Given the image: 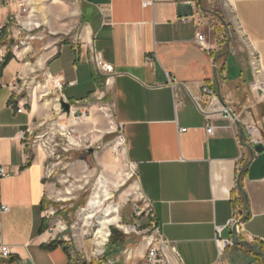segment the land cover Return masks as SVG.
Masks as SVG:
<instances>
[{
  "label": "crops",
  "instance_id": "crops-1",
  "mask_svg": "<svg viewBox=\"0 0 264 264\" xmlns=\"http://www.w3.org/2000/svg\"><path fill=\"white\" fill-rule=\"evenodd\" d=\"M62 2L0 0V47L27 40L23 60L9 54L0 70V169L10 174L0 180V206L9 207L0 213V242L12 252L0 264H132L130 248L95 261L86 242L71 239L70 214L61 218L49 203L57 184L28 144L41 108L93 97L111 106L139 196L182 264H264V151L257 152L264 103L250 86L264 82V0H228L219 10L213 0H70L72 9L62 11L76 20L67 38L54 31L47 11ZM31 20L39 27L27 26ZM205 87L238 121L207 115ZM104 118L112 123L108 111ZM247 124L262 132L263 145L249 144ZM236 216L241 234L229 227ZM150 221L144 215L134 225L143 231Z\"/></svg>",
  "mask_w": 264,
  "mask_h": 264
},
{
  "label": "rangeland",
  "instance_id": "rangeland-1",
  "mask_svg": "<svg viewBox=\"0 0 264 264\" xmlns=\"http://www.w3.org/2000/svg\"><path fill=\"white\" fill-rule=\"evenodd\" d=\"M213 2L217 10L220 9L219 6H224L223 0ZM66 6L72 9L70 0L51 5L47 10L52 19V28L59 36L65 38L72 34L70 28L76 20V15L72 16L62 11ZM205 20V24L211 25L210 18L207 17ZM71 107L76 109L73 113L72 110L66 113L61 105L60 110H56L53 105L50 106V110L41 108V120L35 123L27 136L29 147L45 162L48 180L57 184L49 203L54 205L58 211L57 215L61 218H64L61 214L63 212L70 214L64 218L67 220L66 231H71L72 240L77 243L84 241L89 245L88 254L93 260L96 261L98 258L107 260L109 256H119L130 248L134 258L132 264L141 263L140 248L144 249V235L132 229L127 234L124 229L113 225L111 227L113 237L107 243L109 248L104 247L109 250L105 255L95 254L98 250L94 244L98 230L97 218L92 223L84 222L82 210L87 208L100 178L108 180L107 191L114 195L112 200L105 203L104 208L112 204L120 205V218L123 219L121 227L126 228L128 223L129 226H135L134 223L144 217V214L137 217L135 211L138 210L142 214L145 207L143 199L139 196L135 169L126 159L125 145L122 143V146H118L123 138L106 98L93 97ZM105 111L110 113L112 123L104 118ZM71 117L74 118L71 120L73 123H69ZM87 119L96 124L92 125ZM57 122L65 127V131H60V127L54 125ZM72 140L76 144H73ZM63 207L64 210H61ZM97 214H99L97 217L102 215L100 211Z\"/></svg>",
  "mask_w": 264,
  "mask_h": 264
},
{
  "label": "built area",
  "instance_id": "built-area-1",
  "mask_svg": "<svg viewBox=\"0 0 264 264\" xmlns=\"http://www.w3.org/2000/svg\"><path fill=\"white\" fill-rule=\"evenodd\" d=\"M224 4L227 5L228 0H223ZM26 9L23 10L24 13H26ZM3 36L2 33V27L0 26V38ZM26 41H20L19 43H15L14 45L7 48L5 51H3V47H0V70L2 67L6 64V60L8 58L9 54H12L13 58L23 60V56L25 52L27 51ZM197 42L207 51H211V47L209 46L208 42L206 41V38L203 34L198 33ZM6 48V47H4ZM252 60H251V67L254 71H256L257 75L260 74L259 65H260V58L258 55L252 53ZM104 72H111L112 67L110 65H104L103 66ZM251 93L259 104L264 103V82L259 80H254L251 84ZM60 88V87H59ZM204 98L205 101V107L204 110L206 111L207 115H220L222 118L229 119L231 122L238 121V118L233 117L231 114L232 112L227 108L226 106L219 105V103L214 102V96L209 87H205L204 89ZM201 106V104H200ZM24 111V106H18V112L22 113ZM245 130L248 132L249 135V144L251 146L256 145H263V139H262V132H260L259 129H257L255 126L251 124L244 125ZM214 128L211 125L207 126V133L209 135H213ZM123 145H124V140ZM10 174L8 171H6L4 168L0 169V180L4 179L6 177H9ZM143 199V198H142ZM144 202V209L143 213H139L138 210H136V216L139 217L141 215H146L149 218H151V221L147 225V228L143 231L141 230V227L139 226H128L126 227L128 231L125 230V232L128 234L130 232V229L132 231L144 235V238L146 239V251L144 255V263L143 264H182V259L179 257L177 250L175 246H173L170 242H167L163 236L160 233L159 227H157L154 216L152 212L151 205L143 199ZM9 210L8 206H0V213H5ZM230 228H233L234 233L241 234V232L244 229L243 221L240 217L236 216L229 224ZM222 231V228L217 229V243H221L220 240V233ZM224 246L230 244L231 242H224ZM12 255L10 247L7 245H3L0 242V258L4 261L10 258Z\"/></svg>",
  "mask_w": 264,
  "mask_h": 264
},
{
  "label": "bare ground",
  "instance_id": "bare-ground-1",
  "mask_svg": "<svg viewBox=\"0 0 264 264\" xmlns=\"http://www.w3.org/2000/svg\"><path fill=\"white\" fill-rule=\"evenodd\" d=\"M37 10L39 12H41L42 8L39 7ZM47 23H48V20L46 18H44V24H47ZM39 25L40 24H38L36 22L34 23L33 20H31V21H29V23H27V26H29L30 28L31 27H39ZM69 123H73V122L70 121ZM54 125L57 127H60V131H62V132L65 131V127L62 124H60L59 122L55 123ZM72 143L76 144L74 140H72ZM122 143H123L122 140L119 141L118 146H122ZM98 183L99 184H98L95 192L91 196V200L89 201L87 208L85 210H82L83 211L82 212V216H83L82 219L84 222H86V223L91 222L92 223V221L97 218V222H98V228L97 229L98 230L95 234V244L97 245L98 250L95 254H98L100 252V249L106 245L105 243L111 235V231H110L109 227H111L112 225H117L118 227H121V218H120L121 207H120V205L119 204H112L111 206L108 205L107 207L104 208L105 203L112 200V198L114 196L112 192L109 193L107 191V188L109 186L108 180L102 177V178H100ZM115 186H116V184H115ZM99 211L102 213V215L97 217V215H99V214H97ZM121 228L128 231L127 228H125V227H121Z\"/></svg>",
  "mask_w": 264,
  "mask_h": 264
},
{
  "label": "water",
  "instance_id": "water-1",
  "mask_svg": "<svg viewBox=\"0 0 264 264\" xmlns=\"http://www.w3.org/2000/svg\"><path fill=\"white\" fill-rule=\"evenodd\" d=\"M61 107H62V109H64V111H65L66 113H70V111H71V109H72V107H70V104L67 103V102H64V101H62V103H61ZM263 151H264V147L258 146V148H257V152H258V153H263Z\"/></svg>",
  "mask_w": 264,
  "mask_h": 264
},
{
  "label": "trees",
  "instance_id": "trees-1",
  "mask_svg": "<svg viewBox=\"0 0 264 264\" xmlns=\"http://www.w3.org/2000/svg\"><path fill=\"white\" fill-rule=\"evenodd\" d=\"M113 237V233L111 234V236H110V238L109 239H111Z\"/></svg>",
  "mask_w": 264,
  "mask_h": 264
}]
</instances>
